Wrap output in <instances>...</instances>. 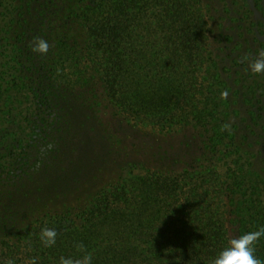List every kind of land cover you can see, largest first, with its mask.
<instances>
[{
	"label": "trees",
	"instance_id": "16d2710c",
	"mask_svg": "<svg viewBox=\"0 0 264 264\" xmlns=\"http://www.w3.org/2000/svg\"><path fill=\"white\" fill-rule=\"evenodd\" d=\"M262 51L264 0H0V264H213L264 228ZM104 115L189 132L197 151L180 168L130 165L58 208L79 181L71 153ZM253 247L264 261V235Z\"/></svg>",
	"mask_w": 264,
	"mask_h": 264
},
{
	"label": "rangeland",
	"instance_id": "374dc122",
	"mask_svg": "<svg viewBox=\"0 0 264 264\" xmlns=\"http://www.w3.org/2000/svg\"><path fill=\"white\" fill-rule=\"evenodd\" d=\"M104 116L108 118V123L104 122L106 128L102 131L96 128L101 135L91 134L85 144H78L79 149L70 152L80 169L79 181H71L69 192L58 195V208L86 203L99 188L115 180L130 165L180 168L197 151V139L189 132L157 136Z\"/></svg>",
	"mask_w": 264,
	"mask_h": 264
},
{
	"label": "clouds",
	"instance_id": "9594fccd",
	"mask_svg": "<svg viewBox=\"0 0 264 264\" xmlns=\"http://www.w3.org/2000/svg\"><path fill=\"white\" fill-rule=\"evenodd\" d=\"M49 43L43 39H38L33 45V51L41 54H47ZM250 68L254 73H264V51L259 54ZM222 95L227 96L224 92ZM264 235V228L255 232H248L241 235L239 238H234L229 241V246L224 248L213 261V264H264V261L258 259L254 255V243ZM57 231L55 228H43L40 233V240L45 247H51L56 243ZM77 247L84 251L83 244H78ZM6 264H15L14 260H8ZM30 264H37L36 258H32ZM59 264H92V256L85 254L81 259L73 260L71 257H60Z\"/></svg>",
	"mask_w": 264,
	"mask_h": 264
}]
</instances>
